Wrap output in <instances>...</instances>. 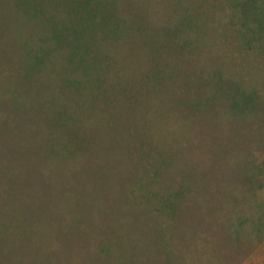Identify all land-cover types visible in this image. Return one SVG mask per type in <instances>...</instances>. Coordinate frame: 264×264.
Wrapping results in <instances>:
<instances>
[{
  "label": "rangeland",
  "instance_id": "obj_1",
  "mask_svg": "<svg viewBox=\"0 0 264 264\" xmlns=\"http://www.w3.org/2000/svg\"><path fill=\"white\" fill-rule=\"evenodd\" d=\"M118 2L141 34L96 117L0 0V264H264V0Z\"/></svg>",
  "mask_w": 264,
  "mask_h": 264
},
{
  "label": "trees",
  "instance_id": "obj_2",
  "mask_svg": "<svg viewBox=\"0 0 264 264\" xmlns=\"http://www.w3.org/2000/svg\"><path fill=\"white\" fill-rule=\"evenodd\" d=\"M119 0H14L17 9L23 14L39 15L45 17V22L50 27L51 42L54 47H61L66 54V67L64 70L78 72L79 79L74 78L72 84L74 95L76 97L82 94L93 96L91 105L93 107L91 114L97 117L102 110L99 106L105 102H98L99 98L110 94L114 86L108 87L110 81L108 69L110 65L123 59V65L134 63V36L140 35V28L135 29L130 16L122 18V8ZM259 15H264V10H259ZM29 20H33L29 16ZM193 18H187L190 28H196ZM33 53L42 54L41 60L48 58L49 49L32 48ZM123 55L121 56V53ZM38 55L33 56L37 63L43 65L38 59ZM37 67V66H36ZM142 72V71H141ZM140 72V73H141ZM127 82V81H126ZM98 91V92H96ZM96 92V93H94ZM76 107L83 109L80 98ZM127 101V99H126ZM106 105V104H105ZM81 116V115H80ZM79 117V116H78ZM91 117V116H90ZM56 130H60L63 122L68 124L69 128L72 123L77 122L78 118L64 113H56ZM72 143L79 145L80 149L84 148L81 141L72 140ZM75 153V150L69 152Z\"/></svg>",
  "mask_w": 264,
  "mask_h": 264
}]
</instances>
